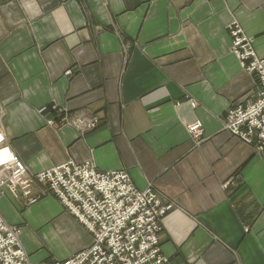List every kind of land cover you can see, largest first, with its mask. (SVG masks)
I'll return each instance as SVG.
<instances>
[{
    "label": "crops",
    "instance_id": "0c3cea01",
    "mask_svg": "<svg viewBox=\"0 0 264 264\" xmlns=\"http://www.w3.org/2000/svg\"><path fill=\"white\" fill-rule=\"evenodd\" d=\"M233 21L264 58V0H0L3 145L30 175L94 162L153 187L174 205L160 237L167 264H264V155L224 129L258 88L231 52ZM52 107L98 126L80 134ZM32 194L33 205L0 198L31 264L91 245L42 184Z\"/></svg>",
    "mask_w": 264,
    "mask_h": 264
},
{
    "label": "built area",
    "instance_id": "2783aa9c",
    "mask_svg": "<svg viewBox=\"0 0 264 264\" xmlns=\"http://www.w3.org/2000/svg\"><path fill=\"white\" fill-rule=\"evenodd\" d=\"M229 31L231 52L243 70L256 76L258 88L251 103L228 111L224 129L264 153V58L257 55L253 40L239 22L233 21ZM192 106L197 104L192 102ZM66 122L82 133L96 126V121L83 117L67 118ZM188 131L199 142L201 122L189 125ZM28 173L26 163L0 145V197L6 191L15 198L29 197L33 185L41 183L92 236L88 248L55 264L167 263L160 237L163 220L173 205L164 202L154 189L141 191L126 171L101 172L94 162L81 165L69 161L36 175ZM20 234L21 230L0 214V264H31Z\"/></svg>",
    "mask_w": 264,
    "mask_h": 264
},
{
    "label": "rangeland",
    "instance_id": "374dc122",
    "mask_svg": "<svg viewBox=\"0 0 264 264\" xmlns=\"http://www.w3.org/2000/svg\"><path fill=\"white\" fill-rule=\"evenodd\" d=\"M231 25V24H230ZM230 25H229V27H230ZM228 27V28H229ZM229 33H230V31H229ZM231 36V35H230ZM248 36V35H247ZM249 37V36H248ZM254 45V44H253ZM238 59V58H237ZM70 72H68V74H69ZM52 109L55 111V112H57L58 114H59V116L61 117V118H64L63 119V121H64V123H66V121H67V116H69L70 117V115H69V113H67V112H65L64 110H62V109H59L58 107H52ZM47 111H49V108H43V109H41V113H46ZM92 120H94V121H96V126H95V128H93L92 130H94V129H96V127L98 126V123H99V121H98V119L97 118H92ZM53 122V123H52ZM50 124H55V121L54 120H51L50 122H49ZM92 130H89V131H92ZM80 134H85V133H82L79 129L77 130ZM1 138H2V141H1V146L2 147H5L6 149H8V151H10L11 153H13L11 150H10V148L9 147H7V146H4L3 144H4V137H2L1 136ZM260 153V152H259ZM15 154V153H14ZM260 154H263L264 155V153H260ZM127 172V171H126ZM128 173V172H127ZM129 174V173H128ZM41 184V183H40ZM43 185V184H42ZM43 187H44V189L46 190V191H48L47 190V187L45 186V185H43ZM33 188V187H32ZM149 188H152V189H154L153 187H149ZM10 193V192H9ZM11 194V193H10ZM5 195V194H4ZM3 195V196H4ZM12 195V194H11ZM2 196V197H3ZM13 196V195H12ZM14 197V196H13ZM1 198V197H0ZM15 198V197H14ZM26 199V204L27 205H33V204H35L36 202H38L39 201V199H40V197H35V196H33V194H32V190H31V195L29 196V197H26V196H24V195H22L20 198H16V199ZM162 198V197H161ZM33 200H35V202H32ZM163 200V199H162ZM170 203V202H169ZM172 204V203H171ZM173 205V204H172ZM173 209H174V205H173ZM172 209V210H173ZM171 210V211H172ZM171 211H169V212H171ZM168 212V213H169ZM13 226V225H12ZM15 227H17V228H19L20 230H21V233H22V229L20 228V227H18V226H15ZM246 230H248V229H246ZM162 234V233H161ZM21 235V234H20ZM21 240V239H20ZM21 244H22V242H21ZM23 246V245H22ZM24 247V246H23ZM26 250V249H25ZM27 252V251H26ZM162 254H163V252H162ZM164 255V254H163ZM168 262V261H167ZM55 264V263H54ZM167 264V263H166Z\"/></svg>",
    "mask_w": 264,
    "mask_h": 264
}]
</instances>
